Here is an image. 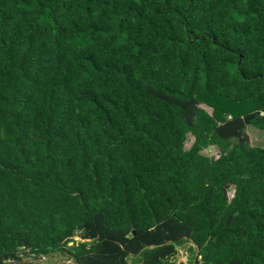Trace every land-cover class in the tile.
Returning <instances> with one entry per match:
<instances>
[{
  "label": "trees",
  "instance_id": "trees-1",
  "mask_svg": "<svg viewBox=\"0 0 264 264\" xmlns=\"http://www.w3.org/2000/svg\"><path fill=\"white\" fill-rule=\"evenodd\" d=\"M247 126L264 0H0V264H264Z\"/></svg>",
  "mask_w": 264,
  "mask_h": 264
},
{
  "label": "rangeland",
  "instance_id": "rangeland-1",
  "mask_svg": "<svg viewBox=\"0 0 264 264\" xmlns=\"http://www.w3.org/2000/svg\"><path fill=\"white\" fill-rule=\"evenodd\" d=\"M207 112L211 113V109L206 106H202ZM246 133L249 137L250 145L255 147L264 148V131L255 129L251 126H247ZM193 142V138L188 135L187 140L184 144L185 149H189ZM202 154L208 157H217L218 151L215 147H209L202 151ZM232 194V190L229 195ZM74 241H78V237L73 238ZM70 245V244H69ZM192 244L190 242H183L177 247V254L171 260L170 264H193L194 253L190 251ZM23 262H29L30 264H75L66 255L59 252L52 253L47 257H23Z\"/></svg>",
  "mask_w": 264,
  "mask_h": 264
},
{
  "label": "water",
  "instance_id": "water-1",
  "mask_svg": "<svg viewBox=\"0 0 264 264\" xmlns=\"http://www.w3.org/2000/svg\"><path fill=\"white\" fill-rule=\"evenodd\" d=\"M197 260H198V257L196 258V262H195V264H197Z\"/></svg>",
  "mask_w": 264,
  "mask_h": 264
}]
</instances>
